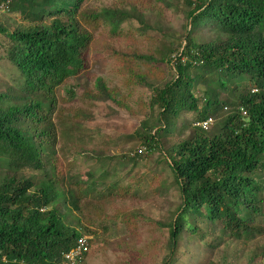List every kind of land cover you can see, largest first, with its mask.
<instances>
[{
    "label": "trees",
    "instance_id": "obj_1",
    "mask_svg": "<svg viewBox=\"0 0 264 264\" xmlns=\"http://www.w3.org/2000/svg\"><path fill=\"white\" fill-rule=\"evenodd\" d=\"M160 1L167 7L175 4ZM131 4L130 9L97 10L86 0H10L5 7L12 15L6 21L16 27L11 30L0 20V36L8 43L0 40V47L19 73V82L0 80V161L7 162L0 177V264H65L64 255L78 238L94 234L92 227L107 216L110 206L119 197H128L131 188L119 180L117 168L97 175L87 166L83 173L60 176L64 170H59L53 154L59 137L54 118L62 116L55 89L88 68L89 52L97 43L110 46L106 36L96 38L94 31L105 24L116 34L129 18L148 29L152 25L145 10L162 11L144 0ZM184 5L187 23L183 42L177 43L180 50L167 44L158 48L157 57L153 51L131 52L139 59L167 62L173 75L164 84L147 82L143 72L134 75L153 90L151 106L157 111L154 124L142 121L136 132L150 152L163 151L160 132L171 135L186 113H197L195 123L217 122L218 131L213 133L207 131L215 122L207 129L195 124L189 138L171 142L165 150L163 159L180 200L170 220L158 223L167 231L162 264L191 257L198 249L196 238L204 242L208 263L217 264L212 256L222 240L213 242L208 235L218 224L235 240L264 231V181L258 177L264 173V0H184ZM17 15L30 23L16 24ZM206 28L214 36L199 40ZM244 81L252 87L240 90ZM253 85L258 91H252ZM96 88L95 94L87 91L86 96L99 102L116 100L103 78H97ZM220 91L234 100L227 101ZM87 114L91 116L90 109H74V120L60 119V132L70 139L73 131L82 133ZM66 122L72 124L68 127ZM48 153L53 154L46 163ZM75 156L85 165L107 157L104 149L78 143ZM68 163L67 167L77 166L76 159ZM25 168L40 171L45 178L37 183L21 177ZM258 218L262 220L256 223ZM254 259L247 264H262L264 251Z\"/></svg>",
    "mask_w": 264,
    "mask_h": 264
},
{
    "label": "rangeland",
    "instance_id": "obj_2",
    "mask_svg": "<svg viewBox=\"0 0 264 264\" xmlns=\"http://www.w3.org/2000/svg\"><path fill=\"white\" fill-rule=\"evenodd\" d=\"M140 1L143 0H86L90 8L97 10L106 6L130 9L132 2H137L139 5ZM144 1L152 6L158 5L162 9V11L145 10L148 21L152 25L151 28L143 29L142 24L135 18L124 20L116 34L110 32V26L100 25L93 34L96 38L106 36L110 46L104 48L97 43V47L89 52L88 68L82 73L71 76L55 89L58 110L62 112L60 116L62 121L68 118L74 120V109L79 107L90 109L92 112L91 116L87 114L88 116L83 118L85 125H81L82 133L73 131L72 139L60 132L62 123L58 117L54 118L59 129V137L57 143H54L56 152L52 154L53 157L58 158L59 170H64L63 173H59L60 176L83 173L87 166L95 169L97 175L106 169L117 168L119 180L131 188L128 197H119L108 209L107 216L95 223L92 227L94 234H84L89 238V247L83 264H162L167 253L162 245L166 240L167 231L158 223L170 220L172 211L180 200L173 174L163 158L171 142L184 140L192 135L197 113H186L178 121V129L171 135L168 134V137L167 133L160 132L164 152L161 150L150 152L136 130L142 127V121L149 122L151 126L154 124L157 112L156 108L153 110L151 106L154 92L143 80L139 83V79H134V75L137 72H143L147 75V82L153 84H164L166 78L169 80L173 75L167 62L139 59L131 52L137 49L143 53L153 51L157 57L158 48L167 44L176 48L177 51L180 50L177 43L183 42L182 35L187 23L183 11L185 5L184 0H170L175 2L171 7H167L160 0ZM159 12L161 15L156 16L155 14ZM11 16L8 11L5 12L1 8V21L5 22ZM15 20L16 24L30 23L20 15H17ZM6 24L11 26V30L16 27L12 20L6 21ZM213 36L214 32H209L206 28L198 38L208 40ZM0 40L8 45L2 36ZM2 47H0V80L9 82L11 85L12 82L17 84L19 73L8 61ZM106 49L108 50L105 51ZM97 78L105 80L107 87L116 95L115 101L99 102L94 100L93 96H86L87 91H93L94 94L97 92ZM245 81L240 90L245 86L252 87L250 83L245 85ZM199 88L204 91V87L199 86ZM220 95L229 102L234 100L226 92L220 91ZM229 110L230 107L224 108L221 114L225 115ZM214 122L212 121L211 124H214L207 131L208 133L218 131L217 122L215 120ZM66 123L68 127L72 124ZM67 126L64 127L68 128ZM77 143L87 148L104 149L109 158L104 157L99 162L91 159L88 165H85L83 160L75 156ZM52 154L48 153L44 156L46 163L49 162ZM130 157L133 159L130 160ZM74 159L77 166L67 167L68 162ZM6 165V161H0L1 178L7 171ZM19 174L21 177L35 178L37 183L45 178L42 172L33 168H25ZM258 177L264 181L263 172ZM260 220L262 218L256 219L255 222ZM197 223L207 228L200 219H197ZM208 236L213 242L222 240L212 256L217 264H223L226 260L234 264H247L252 258H255L253 262L257 260L264 251V231L246 233L240 240H235L223 231L221 224H218ZM195 241L197 251L194 250L195 253L191 257L184 255L176 264H209L210 256L204 252V242L199 238ZM260 261L264 264V259Z\"/></svg>",
    "mask_w": 264,
    "mask_h": 264
},
{
    "label": "built area",
    "instance_id": "obj_3",
    "mask_svg": "<svg viewBox=\"0 0 264 264\" xmlns=\"http://www.w3.org/2000/svg\"><path fill=\"white\" fill-rule=\"evenodd\" d=\"M10 0L3 1L0 6H5ZM212 120L198 122L204 128H209ZM89 238L87 236H81L78 238L76 245L64 255V262L67 264H83L85 261V254L87 253L89 247Z\"/></svg>",
    "mask_w": 264,
    "mask_h": 264
},
{
    "label": "clouds",
    "instance_id": "obj_4",
    "mask_svg": "<svg viewBox=\"0 0 264 264\" xmlns=\"http://www.w3.org/2000/svg\"><path fill=\"white\" fill-rule=\"evenodd\" d=\"M5 7H7V4L5 5V6H0V8H3V10H5ZM253 92H255V91H258V89H256V88H253V90H252ZM245 114V113H244ZM197 125H199L198 124V122L196 123Z\"/></svg>",
    "mask_w": 264,
    "mask_h": 264
}]
</instances>
